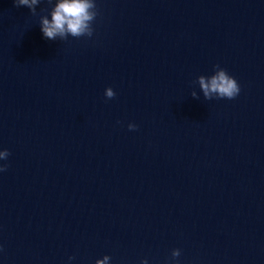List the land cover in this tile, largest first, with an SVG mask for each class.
<instances>
[{
	"label": "water",
	"instance_id": "obj_1",
	"mask_svg": "<svg viewBox=\"0 0 264 264\" xmlns=\"http://www.w3.org/2000/svg\"><path fill=\"white\" fill-rule=\"evenodd\" d=\"M96 3L60 41L0 0V264H264V0Z\"/></svg>",
	"mask_w": 264,
	"mask_h": 264
},
{
	"label": "clouds",
	"instance_id": "obj_2",
	"mask_svg": "<svg viewBox=\"0 0 264 264\" xmlns=\"http://www.w3.org/2000/svg\"><path fill=\"white\" fill-rule=\"evenodd\" d=\"M46 2L49 8H41L38 14L37 6ZM16 7L26 6L29 8L31 15H40V26L43 36L49 40L65 41L69 36L74 38L92 37L93 22L96 20L99 11L96 0H14ZM50 16V18H49ZM200 90L205 100L217 99H234L240 93V85L237 80L231 76L225 68L220 65H214V74L211 76L201 75L197 78ZM105 97L112 99L115 92L111 87L105 89ZM193 98L199 99L195 90L191 91ZM137 125L128 124L130 131L137 129ZM10 152L7 149L0 151V160L7 159ZM7 165H0V172L6 171ZM180 249H173L171 256L175 260L180 256ZM74 257H69V260ZM110 257L105 255L102 259H97L95 264H109ZM141 264H148L147 260Z\"/></svg>",
	"mask_w": 264,
	"mask_h": 264
}]
</instances>
